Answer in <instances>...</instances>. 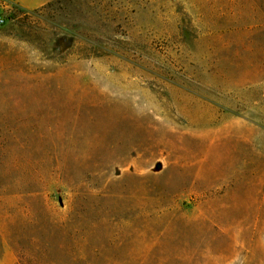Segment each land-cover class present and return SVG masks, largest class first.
Returning a JSON list of instances; mask_svg holds the SVG:
<instances>
[{"label": "rangeland", "instance_id": "rangeland-1", "mask_svg": "<svg viewBox=\"0 0 264 264\" xmlns=\"http://www.w3.org/2000/svg\"><path fill=\"white\" fill-rule=\"evenodd\" d=\"M40 8L0 0V264H264V0Z\"/></svg>", "mask_w": 264, "mask_h": 264}, {"label": "trees", "instance_id": "trees-1", "mask_svg": "<svg viewBox=\"0 0 264 264\" xmlns=\"http://www.w3.org/2000/svg\"><path fill=\"white\" fill-rule=\"evenodd\" d=\"M68 1L70 0L50 1L42 5L39 10H44L48 7L53 6L54 4H60V3L68 2ZM79 195H77L76 199L74 200V203H73L74 207H72V210L68 215V218L66 219L64 223L61 224L62 232L66 233L69 236L71 243L73 242V245H71L69 248L67 247V245H64L65 248H62L61 244L58 245L59 248H62L61 250L64 251L65 253H70L72 248H76L78 251H80L81 248L84 246V244L87 246L91 245V239H90L89 234H91L94 231V223L91 220H89L88 222V219H89L87 216V213H89L88 207H80L81 209L79 210L75 207V203L79 202V199H80ZM23 253L24 251H18V259L20 260V263H21L22 257L24 256ZM73 257L66 259V260H62L61 264H75L77 263V261H80L81 263L82 258H79L78 255L76 256L73 255Z\"/></svg>", "mask_w": 264, "mask_h": 264}, {"label": "crops", "instance_id": "crops-1", "mask_svg": "<svg viewBox=\"0 0 264 264\" xmlns=\"http://www.w3.org/2000/svg\"><path fill=\"white\" fill-rule=\"evenodd\" d=\"M52 0H8V2L25 10L36 9Z\"/></svg>", "mask_w": 264, "mask_h": 264}, {"label": "built area", "instance_id": "built-area-1", "mask_svg": "<svg viewBox=\"0 0 264 264\" xmlns=\"http://www.w3.org/2000/svg\"><path fill=\"white\" fill-rule=\"evenodd\" d=\"M4 23V19L0 17V26Z\"/></svg>", "mask_w": 264, "mask_h": 264}]
</instances>
